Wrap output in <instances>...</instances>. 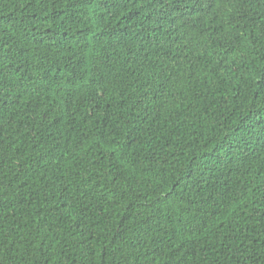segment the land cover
<instances>
[{
  "label": "trees",
  "instance_id": "obj_1",
  "mask_svg": "<svg viewBox=\"0 0 264 264\" xmlns=\"http://www.w3.org/2000/svg\"><path fill=\"white\" fill-rule=\"evenodd\" d=\"M0 264H264V0H0Z\"/></svg>",
  "mask_w": 264,
  "mask_h": 264
}]
</instances>
